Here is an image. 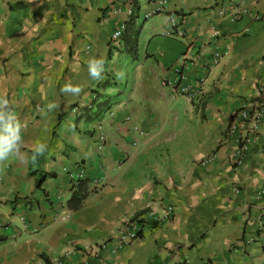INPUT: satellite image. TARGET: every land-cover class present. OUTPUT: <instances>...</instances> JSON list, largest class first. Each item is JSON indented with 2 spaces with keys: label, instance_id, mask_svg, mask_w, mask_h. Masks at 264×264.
<instances>
[{
  "label": "crops",
  "instance_id": "obj_1",
  "mask_svg": "<svg viewBox=\"0 0 264 264\" xmlns=\"http://www.w3.org/2000/svg\"><path fill=\"white\" fill-rule=\"evenodd\" d=\"M160 1L0 0V93L27 153L0 161V264H264V128L243 146L230 130L262 96L264 0H165L145 18ZM233 4L246 14L231 20ZM133 16L144 22L131 55L111 34ZM170 17L183 38L168 34ZM91 57L105 60L99 80ZM69 82L79 95L62 91ZM106 97L116 99L98 151L86 114ZM80 181L87 194L73 208ZM138 215L137 239L120 245L118 229Z\"/></svg>",
  "mask_w": 264,
  "mask_h": 264
},
{
  "label": "built area",
  "instance_id": "obj_2",
  "mask_svg": "<svg viewBox=\"0 0 264 264\" xmlns=\"http://www.w3.org/2000/svg\"><path fill=\"white\" fill-rule=\"evenodd\" d=\"M165 2V0H161L160 2H156L154 8L151 11L146 12L145 18H148L152 14L159 12L161 5ZM224 12V9L220 8L219 13L222 14ZM247 9L242 5H232V16L231 20H235V18H238L242 14H246ZM133 9L132 7L127 8V15H132ZM169 22L172 26V29L169 31V35H172L174 37L183 38L185 36L184 31L181 29L180 25H178L175 22V19L173 17L169 18ZM126 28V23L122 22L120 23L117 28L113 31L111 34V41L114 45H118V42L120 41V38L122 37V34ZM210 35L212 37H219L221 35L220 31L215 27H210ZM222 54L219 52H214L212 55V62L211 65H216L220 59L222 58ZM184 57H186L184 55ZM178 72H180L178 70ZM184 79L183 76H181V79ZM180 92L182 94H186L190 98L194 95V93L190 92V86L189 85H182L179 88ZM78 107L75 108L77 111ZM236 119L233 121V123L230 125V130L235 131L239 130L238 132V141L242 143V146L248 142V140L253 137L254 132H256L259 129L264 128V88H262V96H260L258 99L250 102L247 105H244L241 107L238 112L236 113ZM126 120H129V118H126ZM136 129V133L141 135L142 131L140 129ZM94 131L96 133V147L98 151H102L105 147V141L106 136L104 132V127L102 121L98 120L94 127ZM262 151L264 152V146L262 147ZM206 161L209 160V158L205 159ZM238 161V158H237ZM69 178L72 181H78L83 179L84 173L83 170H80L79 172H72L68 171ZM172 211V207H168L166 209L165 216H168ZM153 216V214H151ZM69 214L65 213L60 217V219H66L68 218ZM154 217V216H153ZM139 219L140 216L138 215L135 219H129L123 222V226L120 227L116 233L117 239L119 241L120 245L128 244L131 241L137 239L140 227H139ZM155 220H157V217H154ZM20 220L22 222V229L27 230L28 227L26 226V223L24 222L23 217H20ZM257 222V230L259 233L264 235V220L261 217H258L256 220ZM34 232L37 231V228L32 229ZM85 250H91V247L89 245H85L83 247ZM66 253H69L67 251ZM103 264V261L101 262ZM181 264H193L190 260L186 259Z\"/></svg>",
  "mask_w": 264,
  "mask_h": 264
},
{
  "label": "clouds",
  "instance_id": "obj_3",
  "mask_svg": "<svg viewBox=\"0 0 264 264\" xmlns=\"http://www.w3.org/2000/svg\"><path fill=\"white\" fill-rule=\"evenodd\" d=\"M105 60L102 57H91L87 61V73L93 80H99L105 71ZM65 93L79 95L82 88L79 85L68 83L62 88ZM51 107H55L52 105ZM24 125L18 119L12 108L11 101L6 93H0V161L14 157L23 160L27 153L23 152L24 140L22 128ZM46 144L36 143L32 149L35 155L42 154Z\"/></svg>",
  "mask_w": 264,
  "mask_h": 264
},
{
  "label": "trees",
  "instance_id": "obj_4",
  "mask_svg": "<svg viewBox=\"0 0 264 264\" xmlns=\"http://www.w3.org/2000/svg\"><path fill=\"white\" fill-rule=\"evenodd\" d=\"M138 11V5H135V8L133 9V14ZM145 20V19H144ZM144 21H137V16H133L130 21L126 24V28L122 34V41L124 43V47L127 48V51L134 55L137 50V42H138V36L140 29L142 27V23ZM116 97H106L102 101H100L96 106L95 110L93 112L89 111L86 115L88 120H96L99 119L106 110H108L111 105L114 103V100ZM43 179V175L40 174L37 178L36 185L40 186V183ZM87 194V187L84 182L80 181L78 183L77 189L72 194L70 198V205L73 208H77L82 200L85 198Z\"/></svg>",
  "mask_w": 264,
  "mask_h": 264
},
{
  "label": "rangeland",
  "instance_id": "obj_5",
  "mask_svg": "<svg viewBox=\"0 0 264 264\" xmlns=\"http://www.w3.org/2000/svg\"><path fill=\"white\" fill-rule=\"evenodd\" d=\"M162 39H165V38H162ZM153 47H154V46L151 45V46H150V49H152ZM108 112H109V111L106 110L104 113H102L101 117L98 119V120L102 121V123H103V127H104V124L107 123V119H108V117H109ZM96 120H97V119H96ZM200 161H202V159H201Z\"/></svg>",
  "mask_w": 264,
  "mask_h": 264
}]
</instances>
